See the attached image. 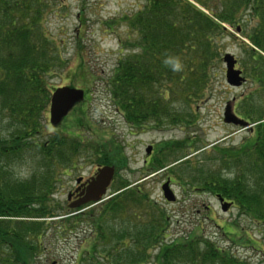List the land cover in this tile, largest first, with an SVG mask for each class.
I'll return each instance as SVG.
<instances>
[{
  "label": "trees",
  "instance_id": "16d2710c",
  "mask_svg": "<svg viewBox=\"0 0 264 264\" xmlns=\"http://www.w3.org/2000/svg\"><path fill=\"white\" fill-rule=\"evenodd\" d=\"M51 12L45 0H0V251L8 248L1 264H13L12 256L14 264H30L49 225L57 227L58 236L82 227L75 264H147L150 259L155 264H248L203 235L166 240L167 212L155 208L152 194L142 185L131 186L130 180H118L110 197L87 212L73 213L75 209L64 217L54 209L58 168L76 155L91 151L95 157L103 153L107 163L122 166L125 161L119 146L110 149L113 141L89 144L57 130L48 140L38 137L56 88L51 80L68 61L65 40L44 28ZM109 24L126 25L128 38L134 36L131 50L122 44L128 53L122 52L109 75L110 96L132 126L144 128L195 122L196 113L187 112V106L215 81V63L223 62L220 44L232 36L230 28L239 27L246 59L238 63L251 86L235 97L234 111L254 126L236 145L215 144L213 157L192 156L168 172L182 185L221 195L241 215L264 225V0H144ZM168 57L179 58V71L164 63ZM182 101L185 111L179 108ZM191 139L159 144L145 169L156 172L188 150L204 148ZM26 155L34 168L29 178H15L8 167Z\"/></svg>",
  "mask_w": 264,
  "mask_h": 264
},
{
  "label": "rangeland",
  "instance_id": "374dc122",
  "mask_svg": "<svg viewBox=\"0 0 264 264\" xmlns=\"http://www.w3.org/2000/svg\"><path fill=\"white\" fill-rule=\"evenodd\" d=\"M45 2L52 12L47 15L44 28L46 32H52L65 40L62 49L68 60L65 67L53 76L51 85L55 87L70 85L85 89V98L78 102L58 127H54L49 121V103L45 115L46 125L38 137L48 140L49 134L57 130L70 136L78 135L89 144L101 145L113 141L110 149H113L114 144L119 146L120 156L125 163L122 165L124 167L117 163V177L111 184L106 199L114 191L118 180H130L133 185H142L152 194L158 205L155 208L167 212L170 236L166 240L187 233H196L209 237L217 247L231 252L248 264H264L263 224L241 215L235 206L229 205L228 210L223 211L219 199L213 193L192 190L191 187L183 189L175 180L169 179V176L173 175L167 170L157 171L146 177V172L151 173V171L144 167V160H150L149 155L157 150V146L169 140H181L188 135L191 136V141L197 138L199 145L205 147L194 153V160L213 157L215 144L232 146L244 140L254 124L251 127L233 124L226 120L225 112L228 108L230 112H235V97L250 89L251 78L240 86H232L226 79L227 68L224 61L217 62L215 65L218 67V76L213 84L202 90L200 96L187 106V112H191L192 109L196 113L193 124L154 128V124L150 123L146 124L145 129H142L141 124L134 128L129 127L121 114L116 111V104L110 96L108 80L118 58L122 57L123 50H126L124 48L131 50L134 36L128 38L130 30H127L126 25H110L109 21L117 16L132 13L143 5L144 0H45ZM230 29L232 36L223 38L220 54L231 52L237 59L243 61L246 58L241 46L242 35L239 29L238 31L235 28ZM122 44L124 48L121 47ZM128 50L123 53H128ZM237 67L245 71L241 63H238ZM176 105L179 107L178 104ZM184 107L182 101L179 108L184 110ZM149 144H154V148L148 155L146 147ZM111 153L113 154L114 151ZM187 153L189 154L190 151L188 150ZM80 156L76 167L71 171H65L64 167L58 168L54 183L51 202L54 209L64 214V217L72 215L76 212L72 213V211L77 209L70 207L72 203L69 204L67 199L68 190L74 186L76 177L87 176L93 169V164L89 159L87 160L86 154ZM103 158L102 153L101 159ZM16 159L18 160L8 167L9 173L15 178H29L27 176L35 165L33 159L30 155L14 160ZM113 162L115 161L112 160ZM209 163L211 160L204 164ZM127 165L130 169L126 170ZM167 181L171 183V189L176 195V200L172 203L167 202L163 195L162 187ZM94 206L95 204L83 207L78 211L87 212ZM57 218L59 217L48 219ZM56 228L55 225H49L40 235L41 247L30 264L77 262L83 245L82 237L85 234L81 231L82 227L76 233L64 231L60 236L56 234ZM5 249L6 251H0L3 259L8 256V248ZM11 259L14 264L13 256ZM147 264L155 263L150 259Z\"/></svg>",
  "mask_w": 264,
  "mask_h": 264
},
{
  "label": "water",
  "instance_id": "95a60500",
  "mask_svg": "<svg viewBox=\"0 0 264 264\" xmlns=\"http://www.w3.org/2000/svg\"><path fill=\"white\" fill-rule=\"evenodd\" d=\"M224 61L226 62V79L230 85L240 86L244 81L245 77L242 75V70L235 68L237 59L231 54L226 53L224 55ZM84 99V90L80 88H74L70 86H64L57 88L51 97L50 121L53 125L57 126L61 123L63 118L68 114V112L75 106L76 103ZM226 120L233 122L235 124L246 125L245 121L240 120L234 113L228 110L225 112ZM151 147L147 148V153H149ZM114 175L113 166H103L99 168V174L96 178H92L91 183L88 187L87 194L82 197L76 203L71 204V207H77L81 204L88 202H99L103 199L106 194L107 187L109 186L111 179ZM163 190L165 197L171 201L174 200L175 196L173 191L169 188V182L163 185ZM223 201V198H221ZM230 204L228 202L222 203V209L227 210Z\"/></svg>",
  "mask_w": 264,
  "mask_h": 264
},
{
  "label": "flooded vegetation",
  "instance_id": "af4514ba",
  "mask_svg": "<svg viewBox=\"0 0 264 264\" xmlns=\"http://www.w3.org/2000/svg\"><path fill=\"white\" fill-rule=\"evenodd\" d=\"M149 145H151V147H152L151 150H150V153H151L152 149L154 148V144H149ZM157 150L155 152H153L152 154L149 153L150 154L149 155L150 158L154 154L157 153ZM79 159H80V157H76L72 163H70L69 165L67 164V165L63 166L64 167V170L65 171H71L73 168L76 167ZM88 159L90 160V163L93 164V169L91 170L90 174L87 175V176L86 175H80V176L76 177V182H75L74 186L71 189L68 190V197L70 196L69 202L76 203L79 200H81L82 197H84L87 194V190H88V187H89V185L91 183V180H92L93 177L94 178L97 177V175L99 174L98 170H99V168L101 166H104V165H112V166L115 167V172H114V176H113V180H112L111 184L113 183L114 179L117 177L116 176V172H117V166L116 165H113L111 163H107L106 162L107 160L104 159V158L103 159H101V158L100 159H97L94 156H90V157H87V160ZM144 161H145V163H144V167H145L146 163L149 160L148 159H145ZM127 169H130L129 166L126 167V170ZM169 179H172L173 180L172 176H169ZM108 188H109L108 190H110L111 185Z\"/></svg>",
  "mask_w": 264,
  "mask_h": 264
},
{
  "label": "clouds",
  "instance_id": "9594fccd",
  "mask_svg": "<svg viewBox=\"0 0 264 264\" xmlns=\"http://www.w3.org/2000/svg\"><path fill=\"white\" fill-rule=\"evenodd\" d=\"M164 63L170 66L172 71H179L181 69V63L177 57H168L164 60Z\"/></svg>",
  "mask_w": 264,
  "mask_h": 264
}]
</instances>
